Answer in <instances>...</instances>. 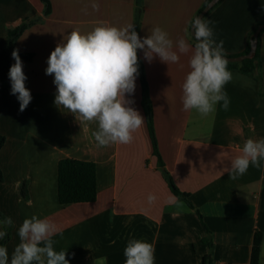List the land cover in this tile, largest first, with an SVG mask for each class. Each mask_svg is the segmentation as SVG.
<instances>
[{
    "label": "crops",
    "instance_id": "obj_1",
    "mask_svg": "<svg viewBox=\"0 0 264 264\" xmlns=\"http://www.w3.org/2000/svg\"><path fill=\"white\" fill-rule=\"evenodd\" d=\"M49 2L45 16L41 0H0V50L7 28L40 18L10 48L11 66L14 50L32 54L30 61L22 60L25 86L32 96L24 111L17 96L4 92L0 84V134L5 137L0 149V212L13 221L5 244L9 257L20 243L18 229L24 219L37 216L56 224L54 249L66 251L69 264H124L130 239L150 243L155 264H200L207 252L211 264H249L256 233L261 236L258 264H264V161L244 175H229L245 141L264 138V31L258 35L253 70L229 69L233 79L225 85L228 108L220 102L206 117L183 110L182 84L190 71L191 51L167 65L158 57L148 62L138 50L157 150L191 209L171 192L153 154L146 121L132 143L98 147L95 123L82 122L55 105L54 76L47 75L46 68L51 52L70 32L87 34L101 25L136 24L141 38L160 27L174 50L180 38L194 49L190 26L205 0H95L98 11L91 7L94 0ZM203 20L211 22L213 38L223 42L225 55L238 54L248 32L264 22V0H221ZM135 84L134 94H126V99L134 101L130 106L145 120L139 74ZM63 158L95 164L93 202L58 203L57 164ZM22 182L26 198L20 194ZM150 194L156 197L151 204ZM206 230L209 249L202 242Z\"/></svg>",
    "mask_w": 264,
    "mask_h": 264
},
{
    "label": "clouds",
    "instance_id": "obj_2",
    "mask_svg": "<svg viewBox=\"0 0 264 264\" xmlns=\"http://www.w3.org/2000/svg\"><path fill=\"white\" fill-rule=\"evenodd\" d=\"M94 11L99 4H91ZM86 11V9H85ZM210 21L196 17L191 22L197 43L194 49L180 38L176 49L172 39L160 27L141 38L134 25L118 28L101 25L87 34L73 30L65 42L58 44L47 60L46 74L54 76L56 95L54 103L67 109L82 122L95 123L94 139L98 147L130 144L134 134L144 125V117L126 99L135 92L139 74L138 50L151 62L158 57L168 64L178 63L180 54H188L190 71L182 84L184 111H195L206 117L216 110L220 102L226 110L230 99L225 85L233 75L228 69L223 42L215 41ZM179 53V54H178ZM15 63L10 67L11 94L20 102V111L29 105L32 96L25 86L27 79L18 50L12 52ZM264 161V138L247 139L242 154L233 159L230 178L244 175L250 166L259 168ZM156 197L149 195L151 204ZM11 217L0 220V239L7 235ZM58 228L54 222L32 216L24 219L18 229L20 243L11 258L6 246H0V264H69L66 251L57 252L52 237ZM124 264H155L154 247L142 240L130 239L124 249Z\"/></svg>",
    "mask_w": 264,
    "mask_h": 264
},
{
    "label": "trees",
    "instance_id": "obj_3",
    "mask_svg": "<svg viewBox=\"0 0 264 264\" xmlns=\"http://www.w3.org/2000/svg\"><path fill=\"white\" fill-rule=\"evenodd\" d=\"M41 1L44 5L43 15L46 16L50 13V9H51L50 2L49 0H41ZM208 1L209 0H205L203 6ZM220 1L221 0H219V2ZM39 19L40 18L25 19L21 21L20 24H18L17 26L7 28L6 30L5 44H4V47L0 50V84L2 85L3 90L6 93H10L11 91V81L9 78V70L11 67L10 48L12 44L14 43V41L16 40V38L19 37L21 33H23V31L28 26L38 21ZM262 23L264 22H258L248 32L244 50L241 53L233 54L230 56H238V55L246 54L249 51L250 39H251L252 33L254 32L255 28L259 24H262ZM134 28L136 31V28H137L136 24ZM196 43L197 41L193 39V46H195ZM258 47H259V40H257L255 54L252 58L245 59L241 62H236V63L229 62L228 69L236 68L242 73H250L253 70V61L258 55ZM19 56L21 60H24V61H30L32 58V54L30 53H20ZM138 71H139V80H140V86H141V106L144 111L146 126H147V130L149 133L152 149H153V154L157 156L158 158V165L160 166V168L162 169L165 175L167 184L171 192L175 196L183 199L189 208L194 209L192 204L187 199V194L181 192L175 186L170 175L163 168V163L161 161L160 155L157 150V143H156V138H155L154 129H153V111H152L151 101L149 97V88H148V84L145 78L143 64L140 59H139ZM4 143H5V137L2 134H0V149L3 147ZM2 181H3V174L0 170V182ZM20 194L23 198L27 197V188H26L25 182H22L20 185ZM96 196H97L96 168L93 162L85 161V160H78V159H73V158H63L58 161V164H57V200L60 205H67V204H72V203L93 202L96 199ZM4 218L5 216H3L2 213L0 212V220ZM6 231H7V235L3 239H0V246H5V244L9 240L10 234H11V226L7 227ZM202 242L207 246L208 249L211 247L208 230H206L205 235L202 239ZM260 243H261V236L260 234L256 233L253 238L249 264H258ZM200 264H211V258H210L209 252H207L203 256Z\"/></svg>",
    "mask_w": 264,
    "mask_h": 264
},
{
    "label": "water",
    "instance_id": "obj_4",
    "mask_svg": "<svg viewBox=\"0 0 264 264\" xmlns=\"http://www.w3.org/2000/svg\"><path fill=\"white\" fill-rule=\"evenodd\" d=\"M219 2V0H209L197 13L196 17H200L203 19V17ZM195 17V18H196ZM264 29V24H260L256 27L254 32L252 33L251 39H250V49L246 54L238 55V56H226V59L231 62V63H236V62H241L245 59L252 58L255 54L256 50V45H257V40H258V35L261 30ZM190 34L192 38L195 40L194 37V30H192L190 26Z\"/></svg>",
    "mask_w": 264,
    "mask_h": 264
},
{
    "label": "rangeland",
    "instance_id": "obj_5",
    "mask_svg": "<svg viewBox=\"0 0 264 264\" xmlns=\"http://www.w3.org/2000/svg\"><path fill=\"white\" fill-rule=\"evenodd\" d=\"M3 215V214H2Z\"/></svg>",
    "mask_w": 264,
    "mask_h": 264
}]
</instances>
